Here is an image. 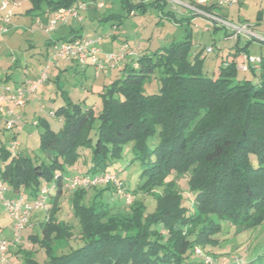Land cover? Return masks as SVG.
<instances>
[{
	"label": "trees",
	"instance_id": "obj_1",
	"mask_svg": "<svg viewBox=\"0 0 264 264\" xmlns=\"http://www.w3.org/2000/svg\"><path fill=\"white\" fill-rule=\"evenodd\" d=\"M78 1L29 0L28 13L51 18L60 8L77 7ZM120 1L128 13L146 11L148 4L160 5L159 0L136 5ZM190 51L191 42L185 37L154 53H135L130 59L134 62L120 67L118 78L102 87L96 116L93 107L63 97L65 104L49 113L60 120L57 130L45 121L36 122L43 130L41 152L34 157L13 154L0 144L4 187L27 194L24 199L30 202L44 184L54 186L49 211L43 212L46 219L39 224L46 264H204L205 257L228 254L217 249L220 220L240 228L264 225V73L257 82L238 79L235 54L232 60L220 62L216 75L208 76L203 71V49L192 56ZM260 59L264 72V57ZM252 66L247 63V70L254 72ZM155 73L158 91L147 93L146 85ZM127 145L133 157L126 166H140L139 184L131 190L116 170L107 173ZM85 156L89 161L84 172L69 173L75 165L85 164ZM76 174H111L118 188L112 184L64 188L62 178ZM181 181L193 193L189 208L176 188ZM89 190L92 194L86 201ZM64 191L78 220L74 233L72 226L57 218ZM114 193L123 198L124 206L102 201L104 195ZM146 195L155 204L151 212L150 205L143 203ZM74 239L81 241L77 248L69 247ZM66 247V252H55ZM196 249L200 254H195ZM222 259L227 264L257 260L264 264V251L254 257ZM24 264L37 263L26 259Z\"/></svg>",
	"mask_w": 264,
	"mask_h": 264
},
{
	"label": "rangeland",
	"instance_id": "obj_2",
	"mask_svg": "<svg viewBox=\"0 0 264 264\" xmlns=\"http://www.w3.org/2000/svg\"><path fill=\"white\" fill-rule=\"evenodd\" d=\"M1 1L3 0H0V3ZM5 1L14 13L9 17V22L6 25L7 32L0 34V82L11 88H24L28 81H36L42 75L47 78L33 93L27 95V100L30 99L29 103L26 102L28 104L27 111L25 114H19L20 119L14 124L13 129L3 130L6 129L4 125L5 116L0 113V144H3L7 151L25 157H34L41 152L39 133L43 130V126L41 124L35 126L34 122L45 121L51 129L57 130L60 120L57 116L49 113L65 104L66 100L63 97L75 103L80 102L84 107H93L96 116L102 106L100 96L102 87L118 78L121 74L118 70L119 67L124 64H131L135 60L131 62L127 57L115 68L110 69V72L108 70L98 71L92 65H88L80 72L81 66H76L75 62H52L48 58L53 54L48 42L50 44L51 41L55 42L57 39H62L63 33H68L70 26L75 29V33H68L67 37L69 35V37L77 36L91 41L100 39L102 44L99 49L103 54L116 52L122 46H126L127 51L132 50L135 53L141 52L139 49H142V53H154L164 49L172 42H181L185 37H189L191 42L190 56L203 49L202 56L205 57L203 71L208 76H212V73L217 74L221 62L219 58L221 51L224 53V59L228 61L232 60L236 53L235 45L238 44L231 26L244 25L258 35L264 36V1L262 0H239L237 4L231 6L219 5L222 0H173V2L172 0H159L162 7L156 8L148 4L146 0H131L133 5L138 3L148 5L146 11L134 10L130 13L122 9L120 0H79L77 4L85 5V9L80 10L81 23L74 22L67 27L66 25L61 27L63 25L59 23L55 30L48 34L45 29L49 18L46 14H39L38 12L28 13L31 9L29 0ZM200 5H203V10L198 9ZM211 5H214L211 13L230 26L217 23L204 14V11ZM0 16H3V13H0ZM110 16L117 18H109ZM37 20L41 21V25L37 23ZM240 35L245 36L244 33ZM239 38L244 40L243 36ZM248 38L253 40L251 41L253 46L264 50L263 44L250 36ZM241 43L242 41H240ZM109 49L112 50L109 51ZM207 49H211L212 52L208 53ZM62 65H64L65 70L61 67ZM58 66L63 70L58 71ZM241 73L238 71V79L242 77ZM156 77H158L157 73L146 85L147 93L158 91ZM23 83L25 84L23 85ZM22 116L23 119L21 120ZM14 134L15 138H13ZM14 141L18 147L12 150L11 143ZM130 147L131 145L124 147L122 157L107 168V173L117 171L119 177L126 182L131 190L139 184L140 166L138 163L126 166V163L133 157ZM84 161V165H79V168H76L75 165L69 173L72 171L84 172L88 165L89 156H85ZM1 167L2 160L0 159ZM178 186L176 188L185 197L184 205L189 208L193 193L186 181H181ZM50 188L51 185L46 183L41 189L50 190ZM8 193H10V187L6 185L3 197H7ZM65 194L64 191L59 199L60 212L57 218L72 226L74 233L79 229L78 220L72 210L70 196ZM91 194L92 190L86 192L84 195L86 201ZM142 198L144 199L143 203L150 205L148 211H153L155 204L151 198L147 195L142 196ZM35 199L41 200L42 197L38 195ZM102 201L115 202L119 206H124L123 198L117 193L112 196L104 195ZM35 212L37 211L32 212V214ZM29 221L28 225L20 232L18 243L13 244L11 239L7 240L10 241L6 247V260L9 264H24L26 259H31L37 264L47 263L46 255L39 245V241L42 239L41 227L39 224H35L36 220L33 217ZM219 224L221 229L215 236L219 242L217 249H221V252L227 251L228 254L223 255L222 253L216 259L221 260L222 257L230 258L232 256L254 257L264 251V225L254 226V228H240L224 220H220ZM4 226L6 231L2 232V239L4 236H10L14 231L11 218L4 220ZM32 235L34 238L30 237ZM80 244V240L74 239L69 242V247L77 248ZM66 251H68L67 247L59 250L55 248L57 253ZM254 264H263V262L257 260Z\"/></svg>",
	"mask_w": 264,
	"mask_h": 264
},
{
	"label": "built area",
	"instance_id": "obj_3",
	"mask_svg": "<svg viewBox=\"0 0 264 264\" xmlns=\"http://www.w3.org/2000/svg\"><path fill=\"white\" fill-rule=\"evenodd\" d=\"M155 0H146V2H152ZM173 1V0H172ZM264 1V0H262ZM239 0H222L219 5H235ZM85 9V5H78L77 7L70 8H60L57 11H54V14L46 22L45 32L48 34L51 31L55 30L57 24H66L68 20L74 19L76 21H82L80 16V10ZM0 13H3V16H0V34L7 32L6 25L9 22V17L12 16V10L9 8L7 1L3 0L0 3ZM209 17L219 23L229 25L228 23L221 20L216 15H209ZM37 23L41 25V21L37 20ZM222 26V25H221ZM230 26V25H229ZM233 30L234 37H238L241 33L247 34L253 39L264 43V36L258 35L253 30H249L246 26H231ZM102 44L101 40L97 39L91 41L85 38H76L70 41H51L50 45L52 48V53L48 58L52 62L57 61H72L75 62L78 66H87L92 65L96 70L105 68L106 66L120 61L123 57L124 50L127 51L126 46L120 47L116 52H108L107 54L101 53L99 46ZM208 53L211 52V49L206 50ZM245 62H243L239 69L242 71H247V63L253 65H258L261 63L260 58L245 56ZM47 78L45 75H42L36 81H28L25 84L24 88H11L8 85H3L0 83V113L4 114V125L6 129L14 128V124L19 121L20 116L15 113L14 110L21 108L25 105L27 101V95L33 93L36 88L43 83ZM51 115V114H50ZM36 125V122H34ZM18 147V144L14 141L11 143L12 150ZM63 187L69 190H74L79 187L95 186L97 184H112L113 187L118 188V183L115 177L111 174H104L100 177H83L79 174L72 176H65L62 178ZM4 186L0 182V210H4L5 213L13 221L14 231L12 233V243H18L20 239V232L25 228L26 225L30 222L29 219L34 211H42L47 213L49 211V194L54 189L52 185L50 190L42 189L40 192L41 200L34 199L33 201L27 202L24 199L22 193H20L15 199H5L3 197ZM127 203L131 201L128 195L125 196ZM6 247L7 241L0 237V263L9 264L6 260ZM195 254H200L198 249L195 250ZM237 262V260H234ZM204 264H227L225 259L219 261L212 257H205Z\"/></svg>",
	"mask_w": 264,
	"mask_h": 264
},
{
	"label": "crops",
	"instance_id": "obj_4",
	"mask_svg": "<svg viewBox=\"0 0 264 264\" xmlns=\"http://www.w3.org/2000/svg\"><path fill=\"white\" fill-rule=\"evenodd\" d=\"M173 2V1H172ZM162 7V3H160V5H159V7ZM212 8H214V6L213 5H211V6H209V9H207L206 11H204L205 13V15L207 16V17H209V15H213L212 13H211V9ZM198 9H202L203 10V5H200V6H198ZM213 10V9H212ZM14 13V12H13ZM13 13H12V15H13ZM47 18H50V16L48 17L47 16ZM210 18V17H209ZM72 21V22H71ZM74 22H78V23H81V21H76V20H74V19H70V20H68L67 21V23L66 24H61V25H63V26H61V27H65V25H66V27L68 26V25H70L71 23H74ZM63 29V28H62ZM68 33L69 34H74L75 33V29H73V27L72 26H70V28H69V30H68ZM68 33H63V37L62 38H68V39H70V38H73V37H77V36H73V37H67V34ZM242 37L243 36V38H244V40H242V38H239V37ZM240 36H238V37H235L236 38V42H237V44L238 45H235V54H236V58L234 59L236 62H237V69H238V71H240V72H242L241 74H242V77L241 78H246V79H250V80H253L254 82H257V81H259V79H260V75L262 74V73H264V72H261V68H260V64H258V65H253V64H251V65H253L252 66V68L251 69H253L254 70V72L252 71V70H247V71H242V70H240L239 69V66L243 63V62H245V56H249V57H256V58H263L264 57V50L262 51L261 49H260V47L259 48H257V46H253L252 44H251V41H253V40H251V39H249L248 38V36L245 34V36L244 35H240ZM62 39H57V41H61ZM240 41H242V43L240 44ZM257 41V40H256ZM259 42V41H258ZM260 43V42H259ZM260 44H263L264 45V43H260ZM228 46H230V45H228ZM117 49H118V47H117ZM112 49H109V51H111ZM139 50H141L142 51V49H139ZM125 51V53L123 54V57H122V62H123V60H125L127 57L129 58V59H132L133 58V56H135V51H132V50H128V52H126V50H124ZM212 52V51H211ZM210 53V52H209ZM223 54L224 53H222V51L220 52V56H219V58L221 59V61L222 60H226V59H224V56H223ZM229 55H231L230 53H228ZM217 55V54H216ZM120 64V63H119ZM57 66V65H56ZM76 66H77V64H76ZM62 68H64V65H62L61 66ZM78 67H80V66H78ZM214 67H215V65H214ZM120 68V67H119ZM119 68H118V70H119ZM85 69V67L84 68H81V70H80V72L81 71H83ZM110 69H113V68H105L104 69V71L105 70H110ZM61 70H63V69H60L59 68V66H58V71H61ZM64 70H65V68H64ZM110 72V71H109ZM99 77V76H98ZM25 83H23V85H24ZM29 101H30V99H28L26 102L27 103H29ZM25 104L24 106H23V108H21V109H19V108H17V109H19V110H17V111H15V112H17L16 114H25V112L27 111L26 110V107H27V105L28 104ZM23 119V116L21 117V120ZM75 173H78V172H75ZM19 195V193H17L16 191H14L12 188H10V193H8V195H7V197H5L4 196V198L5 199H15L17 196ZM24 197H25V193H24V195H23ZM32 217L36 220L35 221V224L37 223V224H40V222H42V221H45V219H46V217H45V214L44 213H42V212H40V211H37V212H35V213H33L32 215H31V217H30V219L29 220H32ZM6 218H10L9 217V215L7 214V213H5L4 212V210L2 211V210H0V237H2V234L6 231V230H4V228H5V226H4V220L6 219ZM3 232V233H2ZM13 233V232H12ZM5 238V240L7 241V240H12V234H10V236H8V237H6V236H4L3 237V239ZM9 242L10 241H7V245H9Z\"/></svg>",
	"mask_w": 264,
	"mask_h": 264
}]
</instances>
